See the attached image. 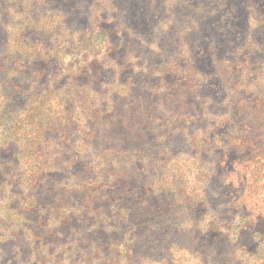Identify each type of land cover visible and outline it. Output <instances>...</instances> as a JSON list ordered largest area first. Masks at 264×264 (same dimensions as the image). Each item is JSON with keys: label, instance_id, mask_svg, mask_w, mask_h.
I'll return each mask as SVG.
<instances>
[{"label": "rangeland", "instance_id": "1", "mask_svg": "<svg viewBox=\"0 0 264 264\" xmlns=\"http://www.w3.org/2000/svg\"><path fill=\"white\" fill-rule=\"evenodd\" d=\"M0 264H264V0H0Z\"/></svg>", "mask_w": 264, "mask_h": 264}, {"label": "trees", "instance_id": "2", "mask_svg": "<svg viewBox=\"0 0 264 264\" xmlns=\"http://www.w3.org/2000/svg\"><path fill=\"white\" fill-rule=\"evenodd\" d=\"M35 112L32 110V109H30V108H27V118H34V116H33V114H34ZM38 125H39V127H41V125H42V120L41 121H39L38 122ZM41 129V132H42V127L40 128Z\"/></svg>", "mask_w": 264, "mask_h": 264}]
</instances>
